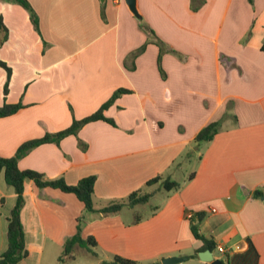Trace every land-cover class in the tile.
<instances>
[{
	"label": "crops",
	"instance_id": "crops-1",
	"mask_svg": "<svg viewBox=\"0 0 264 264\" xmlns=\"http://www.w3.org/2000/svg\"><path fill=\"white\" fill-rule=\"evenodd\" d=\"M28 1L36 26L22 7L0 0L8 30L0 60L11 67L6 102L23 104L0 118V156L68 127L126 88L130 92L104 110L115 125L89 122L59 145L34 147L17 165L70 185L94 175L96 209L136 190L151 192L150 198L160 192L161 198L143 215L136 209L142 204L107 215L85 213L75 194L27 179L20 211L27 255L17 264H59L83 213L81 237L92 236L96 244L94 254L81 248L100 264L114 255L139 264H162L169 256H185L176 264H210L198 257L203 241L190 229L198 211L204 213L198 232L213 242L214 257L225 262L244 251L249 238L264 264V194L253 197L254 190L264 193V0H205L197 11L190 0H136L141 19L125 0ZM140 22L180 54L162 55L165 78L155 43L130 58L147 40ZM5 81L0 67V106ZM212 121L219 122L218 131L197 146L196 134ZM189 160L191 171L176 178ZM156 176L180 186L146 184ZM15 201L1 171L0 254Z\"/></svg>",
	"mask_w": 264,
	"mask_h": 264
},
{
	"label": "trees",
	"instance_id": "trees-1",
	"mask_svg": "<svg viewBox=\"0 0 264 264\" xmlns=\"http://www.w3.org/2000/svg\"><path fill=\"white\" fill-rule=\"evenodd\" d=\"M17 2L21 4L24 8L27 9L30 15L31 22L36 26L37 19L35 13L29 3L28 0H4ZM252 3V0H249ZM205 0H190L189 7L192 11L199 10ZM141 19V17L139 18ZM139 27L145 32L147 35V40L143 45L139 48L131 52L130 58L134 59L138 54H140L144 48L146 43L152 42L155 43L159 47V53L157 57V66L162 78L166 77L165 71L161 65L162 55L165 52H172L176 55H180L178 51L174 49H170L167 47L166 43L155 33V31L145 22H140ZM8 30L7 27L3 24L2 18L0 17V45L7 39ZM0 67H2L6 71V81L4 83L3 94H4V103L0 106V118L11 115L17 112L20 108L23 107L21 101L16 103H7L6 95L8 93V83L11 76V67L7 65L6 62L0 60ZM130 92L129 89L119 88L113 92V94L103 102L100 107L92 112L91 114L82 117L80 119L73 118L71 124L61 129L57 132H47L43 136L38 138L29 139L27 141L22 142L16 149L14 155L9 157L0 156V172L2 171L4 174V178L7 184L11 185L16 193V201L14 207L11 210L10 216L8 217L7 224V247L0 254V264H17L22 258L27 255V250L25 248V240H24V231L21 224L20 219V211L23 206V192L25 181L27 179L32 180L38 188L44 187H53L58 188L64 192H71L75 194V196L83 203L85 213H100L101 215L113 214L117 213L123 207H133L138 204H145L150 196L151 192L142 193L140 190H136L131 192L126 199L119 201H111L110 203L102 206L99 209L94 207L93 203V188L95 183V176L89 175L78 180L77 183L70 185L67 184L62 177L59 178H47L43 173L33 170V169H20L17 165L18 160L24 156L27 152L33 149L36 146H39L43 143L53 142L59 145V142L62 138L67 135H77L79 129L92 121L103 120L112 125H115V122L112 118L107 117L104 114V110L110 106L115 98L123 93ZM219 122L212 121L207 123L204 127H202L198 133L196 134L194 141L197 143V146L203 142L210 141L213 136L218 131ZM79 147L81 149L86 148V144L78 140ZM188 156V154L186 155ZM192 177V174L190 175ZM160 181L161 187L165 190H176L179 188L180 183L178 181L172 180L169 177L162 178L161 176H156L149 179L146 184L150 185ZM264 193L260 190L253 191V197H261ZM85 213L81 214L77 218L76 232L71 237L65 239L64 249L61 257L59 258L62 261V256H71L72 251L76 245L80 247H84L87 251L94 254L92 250V246L96 244L95 239L92 236H87L85 239L81 237V229L85 223ZM203 212H196L190 219V229L193 236L196 239H200L203 241V245L200 250L210 249L212 250L214 247L213 242L201 235L198 232V222L203 218ZM139 220V219H136ZM248 246L244 251L234 252L231 255H227L224 260H222V264H258L259 254L251 242L249 238H247ZM196 256V253L194 254ZM103 264H139L137 261L127 259L118 255H114L111 261H104Z\"/></svg>",
	"mask_w": 264,
	"mask_h": 264
},
{
	"label": "rangeland",
	"instance_id": "rangeland-1",
	"mask_svg": "<svg viewBox=\"0 0 264 264\" xmlns=\"http://www.w3.org/2000/svg\"><path fill=\"white\" fill-rule=\"evenodd\" d=\"M12 3L19 5L25 11H27V9L24 8L21 4L17 2H12ZM182 166L183 167L181 168V170H179L178 173L176 174L175 176L176 178H181L183 175H186L187 173H189L192 169V164L190 163V160ZM160 198H161V195L159 192V193H156L155 196L150 198L149 201H147L145 204L138 205L136 207L137 214L138 215L146 214L152 208L153 204L157 202V200H159ZM59 264H100V262L98 261L96 257L92 256L85 249L79 247V248H76L74 251H72L71 256H67V257L62 256V261H59Z\"/></svg>",
	"mask_w": 264,
	"mask_h": 264
},
{
	"label": "water",
	"instance_id": "water-1",
	"mask_svg": "<svg viewBox=\"0 0 264 264\" xmlns=\"http://www.w3.org/2000/svg\"><path fill=\"white\" fill-rule=\"evenodd\" d=\"M101 2H103L104 0H100ZM129 10L132 12V14L137 17L140 18V14L137 10L136 7V0H125ZM198 257L200 258V260L210 263V264H222V259L214 257L213 252L210 249H205V250H201L198 252ZM185 258V256L181 257V256H169V257H165L161 260L162 264H176L178 262H181L183 259Z\"/></svg>",
	"mask_w": 264,
	"mask_h": 264
},
{
	"label": "built area",
	"instance_id": "built-area-1",
	"mask_svg": "<svg viewBox=\"0 0 264 264\" xmlns=\"http://www.w3.org/2000/svg\"><path fill=\"white\" fill-rule=\"evenodd\" d=\"M189 217H190V216H189ZM217 251L223 253V252H224V249H223V247H221V246H217Z\"/></svg>",
	"mask_w": 264,
	"mask_h": 264
}]
</instances>
